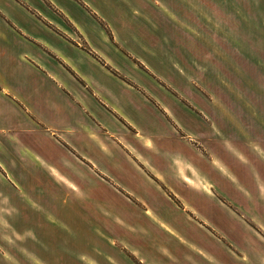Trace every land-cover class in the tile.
I'll return each instance as SVG.
<instances>
[{"label": "clouds", "instance_id": "obj_1", "mask_svg": "<svg viewBox=\"0 0 264 264\" xmlns=\"http://www.w3.org/2000/svg\"><path fill=\"white\" fill-rule=\"evenodd\" d=\"M42 2L75 34L31 0L0 5V41L9 40L8 32L27 38L14 63L0 59V264H65V256L72 264H264V71L254 72L252 88L245 89L217 59L247 77L233 55L243 48L264 69V39L246 37L216 0H180L181 10L174 0H120L127 9L120 16L111 14L112 0H77L107 29L93 43L86 27L57 0ZM254 2L258 7L259 0ZM15 8L83 52L73 56L57 42L31 35L14 19ZM150 9L188 38L191 67L167 51L168 36L157 48L131 31L137 20L158 30ZM28 40L42 52H34ZM198 41L210 50L199 48ZM111 45L132 61L126 71L109 54ZM226 45L234 46L231 55ZM160 55L186 82L183 88L153 63ZM85 64L95 68L85 71ZM209 72L248 110V122L209 86ZM33 75L42 76L50 89L27 90ZM198 94L206 97L211 113L197 102ZM176 104L194 109L208 131L189 127ZM39 173L58 189L48 195L59 209L77 216L82 211L91 224L79 247L68 246V238L79 242L81 235L58 209L42 202L44 190L38 196L26 187ZM16 200L67 234L59 252L35 228L18 226L23 213Z\"/></svg>", "mask_w": 264, "mask_h": 264}, {"label": "crops", "instance_id": "obj_2", "mask_svg": "<svg viewBox=\"0 0 264 264\" xmlns=\"http://www.w3.org/2000/svg\"><path fill=\"white\" fill-rule=\"evenodd\" d=\"M19 2V0H18ZM216 2L228 13L233 14L235 21L237 22L241 32L246 37H251L252 39H264V0H259V6L257 7L254 0H216ZM10 3V0H0V5L7 6ZM175 6L178 10L182 9V5L180 2H176ZM237 8L240 9L241 14H237ZM20 9L15 8L12 10V15L14 19H16L17 23L21 25V27L25 28L29 32V27L31 29V18L27 15L23 14L19 16ZM245 17H255V20L252 22H248ZM3 20V17L0 16V21ZM158 24V30L153 29L151 25H149L147 22L146 24H139V25H132L133 27L137 29L139 33V37L144 43H147L151 47H157L159 48L162 44L163 37L168 36L171 40L170 47H167V51L175 54L177 58H179L186 66L191 67L192 66V59L193 54L192 50L190 48V45L188 43V38L184 36V34L177 30L170 22H168L166 19L159 18L158 20H155ZM131 26V25H130ZM0 29H3V24L0 23ZM7 31V29H4ZM9 40L7 42L0 41V59L6 58L8 61L14 63L15 62V56L14 53L19 52L22 50V41L25 39L23 37H19L18 35L13 34L12 32H8ZM10 43V44H9ZM197 45L201 49L210 50L207 48V46L202 42L198 41ZM134 48L139 51L138 45L133 46ZM227 50L229 51V54H232V48L234 46L226 45L225 46ZM83 51H81L82 53ZM241 55L235 56L233 55V59L236 60V62L240 65V67L244 70L245 68H248V70H245V72L248 73L247 77L241 76L240 73H237L233 67V65L225 60H222L220 58H217L220 61V65L222 68V71L225 72V74L230 78L235 80L237 83H239L242 87L245 89L252 88V85L249 83V78L253 75L256 71H264V69H260L259 67V61L257 58H254L250 56L246 50L243 48L240 49ZM80 53V54H81ZM79 54V55H80ZM86 55V53H84ZM122 55V54H121ZM264 59V57H262ZM118 64L121 66L123 70H127L125 68V65H131L132 61L128 58V56L123 55L118 60ZM162 61V62H161ZM153 63L157 65L159 70L162 72H165L167 75H169L172 79L175 80L177 84H179L182 88L185 86L186 82L181 78L178 73H175L174 70L171 69V65L168 64L167 58L164 55H160L157 59L153 60ZM245 67V68H244ZM95 68L94 65L89 66L88 64L84 65L85 71H91ZM98 71V70H97ZM140 75H142L147 80H152V77L149 76L148 73L143 72V70L140 71ZM28 85L27 90L31 91L34 87L43 85L42 91L47 92L51 85L45 84L42 80V76L33 75L28 77ZM206 82L209 84L210 87H212L215 91L218 92V94H221L224 96L226 101L234 107V109L240 113V115L244 118L246 122H248L251 117L246 108H244L243 104L235 99L226 89H223L222 86L219 84L218 80H216V77L213 73L209 72L206 75ZM197 92L199 90H196ZM203 94L196 95L197 102L200 103L205 108H208V105L205 103L206 97L204 99L201 98ZM169 98L175 100L174 97L169 94ZM179 103L178 101H176ZM183 103V102H181ZM176 107L177 112L183 117L187 125L191 128H193L196 131H208V124L207 121L203 119L197 112H195L194 109L191 107H184V105L176 104L174 105ZM262 108H264V105H261ZM208 111L211 113L212 109L208 108ZM146 115H148L147 110H145ZM154 118L153 115H149V120ZM221 126L224 128L226 133L229 135H236L235 129L228 124L225 121H219ZM26 187H28L30 190H33L34 195L40 194V190H44L43 196H40V199L42 202L48 206L53 208L54 210H59V215L62 219H64L66 222H68L77 232L80 233L81 227L83 223H85V220L82 219V217L85 215L81 211L80 215L77 216L73 212L69 211L67 213V210L64 212V209H59V205L54 204L48 195L50 191H58V189L55 188V186L51 183V181L48 179V177L43 174L39 173L35 177H29ZM36 187L39 188V192L36 191ZM16 203L18 204V200H16ZM36 213V212H35ZM34 212L32 214L28 215L29 218L32 219V223H35L37 230L41 231V233H48L49 230L43 225V222L38 221V218H43V215L38 216ZM217 216L220 217V219H223V217L220 215V213H217ZM37 220V223H36Z\"/></svg>", "mask_w": 264, "mask_h": 264}, {"label": "rangeland", "instance_id": "obj_3", "mask_svg": "<svg viewBox=\"0 0 264 264\" xmlns=\"http://www.w3.org/2000/svg\"><path fill=\"white\" fill-rule=\"evenodd\" d=\"M31 2L34 6H41V10H44L43 9L44 5H43L42 0H31ZM57 2L61 5V7H64L65 10L68 11L69 15L73 19L77 20L78 23H80L86 27V29L88 31V35L90 36L93 43H95L97 41L99 31L107 32V29H105V27L102 23H100L96 19L88 16L84 12V10L79 6L77 0H57ZM97 2L100 3L101 0H97ZM174 2L175 3L180 2V0H174ZM112 3L114 5V7L112 9V13H111L113 16H120L124 12H126V10H127L126 6H124L122 3H120V0H112ZM44 11H45V14L48 15L49 18L52 19L55 23L59 24L64 29L65 32L75 34V29L69 23H67V21L63 20L59 16H56L55 13L51 12L50 10H44ZM150 11H152V15H153V18L155 20L156 19L158 20L159 18H161L157 13H155V11H153L151 9H150ZM23 14L24 13L22 11L19 12V16L23 15ZM44 23H47V22H44ZM139 24H146V21L137 20L133 23H130L131 26L129 25L131 31L134 32L137 36H139V33H138L137 29L135 28V26L139 25ZM132 25H135V26L133 27ZM49 27H52V26L49 25ZM53 30L58 32V30H56V29H53ZM29 33L31 35L37 37L38 39H44V40L49 41V42H53V41L57 42V44L60 48L64 49L66 52L70 53L73 56H79L81 51H83L80 48L74 47L72 45V43H74V42H71L69 40H65V39H67V37H64L65 39H63L62 37L57 36L55 32H51V31L47 30L45 27H43L41 25V23L38 19L31 18V29L29 27ZM60 35H63V34H60ZM124 38H126L128 40L129 46L133 47L136 45L132 41L131 35H126ZM25 39H27V38H25ZM27 43L34 52H42V49L40 48L42 46L38 45L34 41L28 40ZM126 47H127V45H126ZM20 49H19V51H20ZM109 54L114 58V60L117 63L119 62L118 60L121 58V56L126 55V53L123 50L119 49L116 45L110 46V53ZM46 59L48 60V62L50 64L55 63V61L52 60L50 57H46ZM245 70H248V68H245L244 71ZM36 191L39 192L38 187H36ZM18 202H19L18 205L21 207V210L23 213L21 218H20V222H19L18 226L19 227H33V228H35L38 235L40 236L41 240H43L51 248H54L57 250V252H59L60 246L64 243V240L67 238V234L63 233L60 229L55 228V226L49 225L45 219L38 218L37 220L43 222V225L49 230L48 233H45V234L41 233L40 230L39 231L37 230L35 223H32V219L28 217V215L32 214L33 211L31 209L27 208L19 200H18ZM66 210L67 209H64V212ZM67 213H69V210H67ZM35 214L38 216H41V214H39V213H35ZM37 220H36V223H37ZM90 233H91V224H89L87 222L83 223V225L81 227V231H80L81 241L73 242L70 238H68V246L74 247V248L79 247L80 243L84 242L85 235L90 234ZM37 247H39V246H37ZM44 255L47 256L49 259H54V257H51L50 254H48V253H44ZM64 261H65V264H72L70 257L65 256ZM137 264H138V262H137Z\"/></svg>", "mask_w": 264, "mask_h": 264}]
</instances>
